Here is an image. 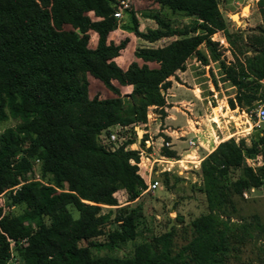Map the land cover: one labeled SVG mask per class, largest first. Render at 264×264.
Segmentation results:
<instances>
[{"label": "trees", "instance_id": "1", "mask_svg": "<svg viewBox=\"0 0 264 264\" xmlns=\"http://www.w3.org/2000/svg\"><path fill=\"white\" fill-rule=\"evenodd\" d=\"M150 1L194 21L177 28L152 14L156 26L139 30L129 6L128 29L141 42L133 52L140 63L133 60L123 70L114 58L127 38L108 39L117 23L114 0H53L50 6L42 0H0V121L18 120L0 133V264H225L243 241L228 220L236 215L243 191L264 183V134L259 131L248 143L245 138L220 141L200 161L199 189L208 212L189 222L183 244H175L171 228L136 244L129 256L97 253L134 239L133 209L117 206L114 193L123 190L131 202L144 188L134 164L137 150L128 147L133 140L111 150L101 143L102 132L145 122L149 107L162 115L169 76L190 56L202 64L218 63L235 89L227 99L231 109L248 112L264 99V27L244 41L241 33L228 31L217 0ZM256 6L264 22V0ZM215 32L228 42L232 61L220 57L211 39ZM89 78L111 96H90ZM113 82L130 85L129 94L121 95ZM256 156L261 164L253 168L246 159ZM163 175L167 183L169 175ZM12 205L20 212H4ZM102 206L115 210L101 213ZM113 214L116 223L110 221ZM108 221L107 240H94L105 233Z\"/></svg>", "mask_w": 264, "mask_h": 264}, {"label": "rangeland", "instance_id": "2", "mask_svg": "<svg viewBox=\"0 0 264 264\" xmlns=\"http://www.w3.org/2000/svg\"><path fill=\"white\" fill-rule=\"evenodd\" d=\"M53 0H42V2L50 6ZM128 7L122 10V17L118 19L120 25L131 26L130 10L129 6L134 10L137 18L141 20V28L145 30V19L143 15L145 13L158 14L165 20H169L172 27L180 28L185 24H191L194 21L193 17H186L179 13L171 14L170 11L164 7H159L150 0H126ZM257 0H217L218 8L224 17L229 32L241 33L244 41L246 36L252 33H256L258 26L264 27L261 15L259 14L256 6ZM115 5L117 0H114ZM236 15L237 18H233ZM147 23V22H146ZM155 23V22H151ZM156 26V24H155ZM67 29L68 26H65ZM169 39L160 40L158 43L164 44ZM211 39L217 42L218 50H220V57L224 58L226 62L232 61V49L228 42L224 38L221 32H215L212 34ZM139 41V40H138ZM91 42V40L89 41ZM140 42V41H139ZM249 53V52H248ZM247 53V54H248ZM243 59V56H240ZM209 77L216 82V89L218 93L213 99L212 105L218 106L220 100H227L228 95H234L235 89L230 88V84L224 80L222 71L218 68L217 62H212V65L208 67ZM89 94L90 96L98 94L102 96H111V93L104 89L102 85L89 78ZM264 86V81H262ZM123 92L126 89H121ZM225 97V98H224ZM264 102H257L254 108L248 112L237 109L235 112H228L226 117H220L217 113V108L213 109L216 119H218L221 129L225 124V119L230 123L238 122V115L244 114L243 117L248 118L250 123H254L256 117L254 115L255 109ZM200 114H202L199 111ZM212 114V115H213ZM218 118H217V116ZM211 115V114H210ZM209 114L203 115L202 118L206 119L205 122H209L207 119ZM200 118V117H199ZM198 120V119H197ZM18 123L17 119L8 118L5 121H0V133L7 127L15 126ZM248 126L247 124H245ZM243 129V125H240ZM260 129L264 130V122L259 123ZM219 130V129H217ZM256 130L251 131L250 135ZM119 134L126 137H133L134 130L130 128L118 130ZM245 133V132H244ZM242 134V133H240ZM240 134L233 135V138H244ZM250 135H248L250 137ZM222 136V135H221ZM247 136V137H248ZM248 137V138H249ZM245 139L249 142V139ZM237 140V141H238ZM102 141V138H101ZM247 164L255 168L261 164V158L259 156L248 158ZM36 166H34V171ZM34 177L38 179L36 171ZM156 178L159 180V187L153 191H142L141 194L135 200L128 202L126 194L123 190H117L114 195L117 199V206H128V209H133V218L135 222V237L134 239L119 245L118 248L106 251L102 250L97 252L99 255L113 254L117 256H129L133 252V248L136 244H139L145 239L157 236L165 231L174 228L176 233L174 241L177 246L183 244L188 237V224L195 217L208 212L207 202L202 191L199 187L202 183L201 176L199 174V167L192 169L188 174L170 175L168 182H164V175L158 174ZM0 204L3 205V197L0 195ZM73 217H77V211L72 206H68ZM111 207L102 206L101 213H106ZM4 212L12 211L13 213L20 212V207L12 205L10 207H3ZM236 215L228 220V222L236 225L237 233L243 234V241L238 243L237 249L233 250L231 255L227 258L225 264H264V183L258 188H249L243 191L242 198H238L236 201ZM115 215L111 216V222H114ZM222 219H226V216L221 215ZM48 223L47 219H44ZM242 225L247 228V233H242ZM112 225L108 223L104 226V234L94 238L96 241L104 242L107 240V231L111 229ZM13 244V243H11ZM79 245H86L85 241H80ZM11 260H14L11 257Z\"/></svg>", "mask_w": 264, "mask_h": 264}, {"label": "crops", "instance_id": "3", "mask_svg": "<svg viewBox=\"0 0 264 264\" xmlns=\"http://www.w3.org/2000/svg\"><path fill=\"white\" fill-rule=\"evenodd\" d=\"M150 15L152 14L145 13L143 15L145 29L155 27V23H151L154 20ZM135 16L137 18L136 14ZM137 21L138 29L142 30L141 20L137 18ZM90 36V46H94L96 37L93 33ZM124 38H127L125 47L114 58V61L123 70L133 60L140 63L139 60L135 59L133 53L139 41L129 31L128 26L120 25V21L117 20L116 26L108 34V39L114 43H118ZM160 42L157 41L151 45L156 46ZM199 48L207 55L203 46ZM212 62L214 61L208 59L206 64H202L195 56L187 58L184 68L175 71L169 76L170 86L164 92L165 104L162 108L163 114H159V109L149 107L145 122H142L139 127L133 128L139 134H142V139L148 140V144H145L144 147L146 159L143 160L144 165L141 168V174L145 175V172L149 171L152 179H157L156 176L164 172L169 176L188 174L192 169L195 170L199 167L200 161L220 141L240 133H242L240 134L242 137L247 139L248 135L253 131L250 129L252 123H250L248 118L243 117L244 114H239L237 117L239 121L233 124H228L230 121L225 119L226 124L222 126L223 129L219 130L209 122H205L206 119L202 118L203 115L214 113V108H217V113L220 117H226L228 112H235L239 109L237 107L231 109L227 104V100H220L218 106L212 105V98H215L218 93L216 82L210 79L208 73V67L212 65ZM113 83L117 85L115 82ZM117 87L121 95L129 94L131 90L130 85H117ZM230 88L233 87L230 86ZM121 89L126 90L123 92ZM225 97L232 98L233 96L228 95ZM239 110L244 112L243 109ZM240 125L244 126L243 129H239L241 128ZM113 129H118V127L113 126L111 130ZM218 133L224 136L220 138L221 135L219 134V139H215L214 136ZM188 139H192L200 143V145L195 149H191L187 144ZM164 142H168L169 145L165 146ZM165 151H170L172 154L168 155L164 153ZM161 167H170V170L162 171Z\"/></svg>", "mask_w": 264, "mask_h": 264}, {"label": "built area", "instance_id": "4", "mask_svg": "<svg viewBox=\"0 0 264 264\" xmlns=\"http://www.w3.org/2000/svg\"><path fill=\"white\" fill-rule=\"evenodd\" d=\"M127 7H128V3L126 0H117L116 5H115V9L113 12L114 18H116L117 20L120 19L122 17V10L126 9ZM212 114L208 117L207 120L209 121L210 124L214 125L216 129H221L218 119H216L215 114H213V115ZM254 115L256 117V120L254 123H252V125L250 126V129H252V130L255 129L256 131H259V134H264V130H261L260 126H259L260 122H264V102L255 109ZM216 116H217V114H216ZM217 118H218V116H217ZM140 125H141V123H136L132 126L114 125V126L118 127V129H113V130L110 129V131L108 133L102 132L100 137L102 138L101 143L111 150L116 149L119 146L123 145L129 139L133 140V142L131 144H129L128 147L131 149L137 150L138 160L134 164L137 167V174L140 175V177L142 178V180L144 182V188L142 191L146 192V191H153L154 189L159 187L160 182L157 179H152L149 171L148 172L146 171L145 175L140 173L141 168H143V165H144L143 160L146 159L144 147H145V144H148V140L142 139V136H141L142 134L141 133L139 134L135 129H133L135 127H139ZM130 127L134 130L133 137H130V136L126 137L122 134H119L118 130L130 128ZM219 134L221 135V133L215 134L214 138L219 139ZM223 136L224 135L220 136V138H222ZM233 137L234 136L232 135V136H229L228 138H233ZM233 139L235 141L238 140V138H233ZM141 143H142V146H141ZM187 144H188L189 148H191V149H195L197 146L200 145V143L195 142L192 139H188ZM164 145L168 146L169 143L164 142ZM246 161H247V159H246ZM161 170L162 171H169L170 167H161ZM22 241H24V240H22ZM10 243H12V241Z\"/></svg>", "mask_w": 264, "mask_h": 264}, {"label": "bare ground", "instance_id": "5", "mask_svg": "<svg viewBox=\"0 0 264 264\" xmlns=\"http://www.w3.org/2000/svg\"><path fill=\"white\" fill-rule=\"evenodd\" d=\"M233 18H237L236 15H233Z\"/></svg>", "mask_w": 264, "mask_h": 264}]
</instances>
